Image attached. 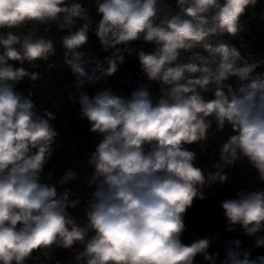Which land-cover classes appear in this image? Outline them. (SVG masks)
I'll list each match as a JSON object with an SVG mask.
<instances>
[{
	"label": "clouds",
	"instance_id": "obj_1",
	"mask_svg": "<svg viewBox=\"0 0 264 264\" xmlns=\"http://www.w3.org/2000/svg\"><path fill=\"white\" fill-rule=\"evenodd\" d=\"M257 2L175 0L173 11L165 0H97L94 33L101 50H111L99 60L83 51L93 20L77 0H0V264H51L55 249L71 252L73 264H196L198 256L217 264L211 238L182 241L184 216L194 200L206 199L205 188L228 180L224 170L238 161L246 159L264 182V72L257 71L264 60L224 40L244 30L241 17ZM53 25L66 31L60 65L52 61L54 41L39 33ZM137 40L155 46L136 52L144 76L159 85L155 102L144 85L129 97L83 90L113 76ZM41 64L45 71L66 67L75 77L66 85L75 89L68 100L99 138L87 160L92 191L81 221L69 209L82 201L64 187L77 172L66 170L56 183L42 178L54 154L56 116L38 112L32 92L16 88L40 80ZM213 124L234 134L220 146L214 171L205 172L185 146H203ZM236 196L220 205L227 231L239 226L254 247H264V189ZM221 264H264V255L253 258L233 239Z\"/></svg>",
	"mask_w": 264,
	"mask_h": 264
},
{
	"label": "built area",
	"instance_id": "obj_2",
	"mask_svg": "<svg viewBox=\"0 0 264 264\" xmlns=\"http://www.w3.org/2000/svg\"><path fill=\"white\" fill-rule=\"evenodd\" d=\"M84 7L88 9L89 15L92 17L93 24L89 31L88 43L84 46L83 51H86L90 56H95L99 60H103L105 56L111 54V50L104 52L101 50V45L94 33L96 24L100 20V15L96 11L97 0H77ZM166 3L172 6L175 11V0H165ZM244 25V30L235 37H228L225 35L224 40L227 43L235 45L245 57H252L257 60H264V0H258L254 7L246 10L241 17ZM82 23L78 21L77 27ZM46 26H39V33L46 38L54 41L56 46V54L52 57V61L56 65L63 62V48L60 43V37L66 34V31H57L56 27L51 26L50 31H45ZM4 31H7L5 29ZM130 47L135 49L132 54L125 53V63L118 68V71L111 77H105L95 84H85L84 91L88 94L94 95L97 91L105 88H110L116 92L117 95L129 97L131 92L144 85L149 88L152 99L155 102L159 98V85L155 82H149L142 73L136 52L143 49L146 52L154 50V45L137 40L131 42ZM199 51V50H194ZM191 55L185 53L184 58ZM15 63V62H14ZM16 66H21L18 63ZM23 67L31 69V66L25 63ZM41 72V79L36 82H31L28 79L16 85L17 90L24 92L25 95L29 91L32 92L31 99L35 102L37 111L42 113L47 109L54 113L56 119L51 121L58 132L55 144L53 145L54 154L47 164L52 169L62 168L74 162L77 157L78 147L74 136L72 134L70 124L75 119L79 118L80 106L78 103H73L68 100L70 92H74V88L66 87L71 85L75 79L70 71L65 67L63 69L54 68L50 71L44 70V65L38 70ZM257 71L264 72V66L257 69ZM229 83L234 84V80ZM206 96L211 98V93ZM211 135L208 140L201 146L199 143H193L202 156L211 165L219 159V148L229 135L234 134L230 126H226L223 131H218L215 124H213ZM89 138L95 147L98 142V137L90 133ZM228 174V180L224 183L237 198L236 194L239 190L252 191L257 189H264V182L258 178L256 171L251 167L245 159L242 162L238 161L234 166L224 170ZM264 235V233H262Z\"/></svg>",
	"mask_w": 264,
	"mask_h": 264
},
{
	"label": "trees",
	"instance_id": "obj_3",
	"mask_svg": "<svg viewBox=\"0 0 264 264\" xmlns=\"http://www.w3.org/2000/svg\"><path fill=\"white\" fill-rule=\"evenodd\" d=\"M70 128L74 139L76 141L78 152L77 157L73 163L68 164L62 168L52 169L45 165L42 178L48 183H56L68 169H74L78 174V179L70 182L64 187L71 188L73 191V198L79 197L82 201L81 205L75 209H69L70 213L78 220L83 219V202L88 198L92 189L87 184V178L91 175V169L87 165L88 156L94 150V146L89 138V124L86 119L80 117L72 121ZM189 150L197 153L195 165L200 167L205 172L214 171L207 160L202 156L194 144L186 145ZM49 173L51 176L49 177ZM63 191V188H59ZM206 199H196L191 208H189L184 216L186 229L182 235V241L190 244L192 241L204 237L212 239V245L209 249L210 253L219 252L217 264H221L224 259L226 244L233 239H239L242 242L243 249H250L252 257L264 255V247H254V237L244 235L242 229L237 226L234 232L227 231L226 219L224 217L221 202L225 199H234L233 194L228 187L223 183H214L210 187L204 189ZM261 235H263L261 233ZM54 257L51 264H73L72 253L55 249ZM43 260V257H41ZM27 264H40L39 261L29 260ZM196 264H207L202 256H198Z\"/></svg>",
	"mask_w": 264,
	"mask_h": 264
}]
</instances>
